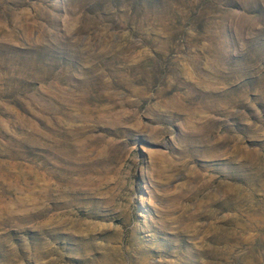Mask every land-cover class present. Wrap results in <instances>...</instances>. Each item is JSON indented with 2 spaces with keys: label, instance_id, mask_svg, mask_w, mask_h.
I'll use <instances>...</instances> for the list:
<instances>
[{
  "label": "rangeland",
  "instance_id": "obj_1",
  "mask_svg": "<svg viewBox=\"0 0 264 264\" xmlns=\"http://www.w3.org/2000/svg\"><path fill=\"white\" fill-rule=\"evenodd\" d=\"M0 264H264V0H0Z\"/></svg>",
  "mask_w": 264,
  "mask_h": 264
}]
</instances>
